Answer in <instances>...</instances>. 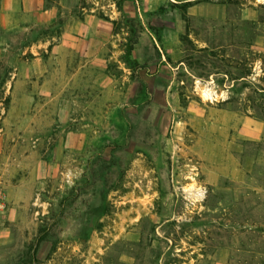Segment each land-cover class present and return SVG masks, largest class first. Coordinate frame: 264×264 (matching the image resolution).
<instances>
[{
  "label": "rangeland",
  "instance_id": "1",
  "mask_svg": "<svg viewBox=\"0 0 264 264\" xmlns=\"http://www.w3.org/2000/svg\"><path fill=\"white\" fill-rule=\"evenodd\" d=\"M0 264H264V0H0Z\"/></svg>",
  "mask_w": 264,
  "mask_h": 264
},
{
  "label": "trees",
  "instance_id": "2",
  "mask_svg": "<svg viewBox=\"0 0 264 264\" xmlns=\"http://www.w3.org/2000/svg\"><path fill=\"white\" fill-rule=\"evenodd\" d=\"M126 1H132V0H114V2L117 5V8L120 11H122L123 5H124V3ZM55 23H58V27H60L62 25V23H61V21L59 19L56 20ZM195 52H196V55H198V58H197L198 60H199V58L208 59L209 57H213L214 56L213 52L208 53V49L207 48L196 50ZM190 59H192V57H190ZM56 211L57 210H55V209H51L50 215L41 217V220H40V222H41L40 224L41 225L39 226V229H38V232H39L38 245H41L43 242L48 241L51 238H53V235H51V233H50V226H51V218L52 217H56L55 216ZM36 254H37V250H36ZM32 258L35 259L34 254H33Z\"/></svg>",
  "mask_w": 264,
  "mask_h": 264
}]
</instances>
